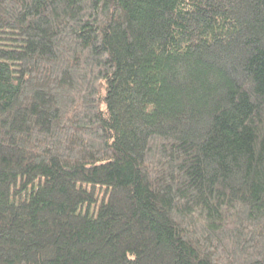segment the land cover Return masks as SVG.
<instances>
[{
	"label": "trees",
	"instance_id": "1",
	"mask_svg": "<svg viewBox=\"0 0 264 264\" xmlns=\"http://www.w3.org/2000/svg\"><path fill=\"white\" fill-rule=\"evenodd\" d=\"M0 264H264V0H0Z\"/></svg>",
	"mask_w": 264,
	"mask_h": 264
},
{
	"label": "rangeland",
	"instance_id": "2",
	"mask_svg": "<svg viewBox=\"0 0 264 264\" xmlns=\"http://www.w3.org/2000/svg\"><path fill=\"white\" fill-rule=\"evenodd\" d=\"M0 42H4V43H5V42H8V41H3V40H0Z\"/></svg>",
	"mask_w": 264,
	"mask_h": 264
}]
</instances>
